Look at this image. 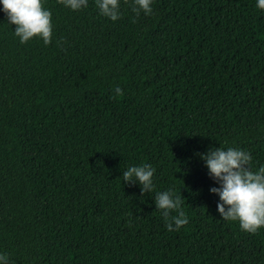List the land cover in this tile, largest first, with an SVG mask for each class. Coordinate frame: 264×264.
Returning <instances> with one entry per match:
<instances>
[{"label": "trees", "instance_id": "1", "mask_svg": "<svg viewBox=\"0 0 264 264\" xmlns=\"http://www.w3.org/2000/svg\"><path fill=\"white\" fill-rule=\"evenodd\" d=\"M51 12V43H21L0 2V255L6 264H264L223 220L201 154L264 167V9L258 0H119ZM119 87L123 94L117 96ZM155 169L153 189L123 181ZM182 197L169 231L158 193ZM0 264H5L0 261Z\"/></svg>", "mask_w": 264, "mask_h": 264}, {"label": "clouds", "instance_id": "2", "mask_svg": "<svg viewBox=\"0 0 264 264\" xmlns=\"http://www.w3.org/2000/svg\"><path fill=\"white\" fill-rule=\"evenodd\" d=\"M3 11L7 14L10 24L15 25V35L20 42L27 43L33 37L39 36L45 45L51 43L52 22L51 12L45 10L41 0H0ZM58 3L79 10L86 7L88 0H58ZM138 8L145 14L152 11V0H134ZM101 14L116 21L119 18V0H97ZM260 9H264V0H258ZM117 96L123 94L122 90L115 89ZM200 159L205 162L209 174L220 183L219 188H211L212 194L218 195L220 202L217 210L225 221H238L241 229L247 233L255 234L264 227V167L258 171L251 170L252 156L250 153L239 149L209 150L201 154ZM155 169L144 165L130 167L123 172V181L134 185L137 181L141 185V193L146 194L153 189V176ZM156 208L161 210L166 221L170 212L178 214L172 216V222L166 223L169 231L179 230L188 223L185 212L181 208L182 197L175 196L173 190L158 193L155 199ZM7 256L0 255V261L7 262Z\"/></svg>", "mask_w": 264, "mask_h": 264}]
</instances>
